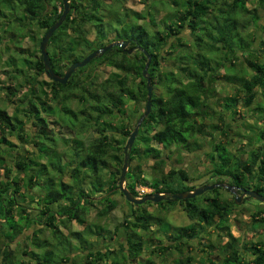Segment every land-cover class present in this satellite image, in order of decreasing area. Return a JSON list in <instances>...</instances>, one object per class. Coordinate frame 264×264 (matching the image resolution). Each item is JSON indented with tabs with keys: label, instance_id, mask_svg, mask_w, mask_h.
Instances as JSON below:
<instances>
[{
	"label": "trees",
	"instance_id": "16d2710c",
	"mask_svg": "<svg viewBox=\"0 0 264 264\" xmlns=\"http://www.w3.org/2000/svg\"><path fill=\"white\" fill-rule=\"evenodd\" d=\"M53 1L0 0V33L10 31L12 17L23 25L24 19L18 14V9L26 16V28L35 24L46 30L63 9L62 1L59 9ZM100 1L70 0L65 19L47 43L53 69L63 74L69 63L86 55H81V52L92 51L113 40L129 39L143 49L139 47L134 55H129L126 49L113 45L85 65L77 67L65 83L38 78L40 73H44L40 50L35 59L19 55L6 60L12 68L8 72L10 79H15L17 74L24 76L26 89L22 90V84L18 87L14 83L5 85V96L18 102L11 113L0 106V264H159L155 256L166 259L173 249L182 252L181 246H188V239L199 236L201 230L196 231L195 224L176 226L174 229L178 228L177 232L161 229L159 225L168 222L162 215L155 217L148 210L147 206L152 203L178 202L187 216L200 224H226L233 211L234 200L221 198V186H216L210 189L214 193L211 197L202 198L197 194L179 200L129 202L130 212L125 213L112 230L107 228V218L116 206L110 194L118 190L125 144V140L118 141L111 133L116 128L129 136L132 129L124 123L125 118L130 116L126 104L129 100H137L139 94L142 100H146V80L142 74L145 51L150 54L148 73L153 87L152 105L140 123L130 150L125 175V185L130 192L138 196V184L150 186L152 191L193 189L196 185L180 181L188 179L180 167H172L159 177L148 179L142 175L141 164L136 159L151 157L152 168L162 172L160 166L165 161L164 149L177 144L191 151L199 147V136H208L213 139L208 154L214 174L228 176V184L252 187L264 195V146L250 149L246 159H243L231 151L229 141L223 139L229 136L225 113L218 114L220 123L212 122L207 129L200 120L207 114L201 109L205 92L221 78L227 82H238L230 101L242 100L245 106L252 103L258 93L264 92V59H255L257 48L262 46L264 49V36L259 37L256 47L251 46L257 37L250 28V25L259 26L264 31V22L258 24L260 15L257 12L258 7L264 8V0H256L258 5L254 7L247 4L250 0H150L143 11L124 10V13L115 4L111 13L114 21L112 19L108 23L96 12ZM161 8H167V11L159 18L155 13ZM86 22H93L96 27V35L92 39L80 36L85 33L83 26ZM185 29L187 34H183ZM69 32L74 35L70 36ZM245 32L246 35L243 34ZM175 38L177 42H174ZM206 38L210 44L206 45ZM168 52H174L176 71H168L161 78V60ZM216 57L220 61H215ZM94 59L119 71L98 80L96 74L86 71ZM224 66L226 70L222 76L220 68ZM25 70H33L34 74ZM157 82L164 87L165 95L155 94ZM71 97L80 103L76 110L67 102ZM60 103L68 119H57ZM223 105L226 109L231 107L228 101ZM22 116L28 118L34 130L25 132ZM114 117L119 124L111 122ZM57 123L65 132L71 133L67 137L61 135L66 146L61 151L57 150L59 135L50 126ZM89 126H96L99 134L86 142L79 136ZM9 135L15 136L19 144L32 146V151L20 150L19 144L11 141ZM260 136L263 139L264 128L260 130ZM69 142L70 153L67 154L65 150ZM5 151L12 152L10 165L3 158ZM238 151L241 153L243 148ZM109 154L114 163L106 160ZM105 167L109 169V179L108 185L103 187L106 181L102 171ZM65 174L70 181L65 179ZM87 182L91 184L88 190ZM35 185L41 189L34 190ZM262 212L263 207H256L253 221L264 222V217L257 218ZM73 222L81 227L73 228ZM153 223H158L155 232L158 231L162 237L157 238V242H152ZM120 227H124L125 237L122 241L114 240ZM25 230H28L24 236L25 245L18 253L17 237ZM163 236L168 237L165 243L161 242ZM72 239L76 241L72 242ZM111 239L114 242L110 243ZM12 242L16 243L15 247L11 246ZM149 243L152 244L150 247ZM243 243L244 250L231 236L222 245L225 255L221 264H264V241L258 240L251 245ZM57 248L63 251L72 248L76 253L71 261L68 255L57 259ZM145 248H148L147 256L143 255ZM77 251L82 253L81 256L85 255L86 263L76 261L79 257ZM245 252L252 257H244ZM195 261L197 264L205 262L187 254L175 258L170 264H196ZM208 262L214 263L211 259Z\"/></svg>",
	"mask_w": 264,
	"mask_h": 264
},
{
	"label": "rangeland",
	"instance_id": "374dc122",
	"mask_svg": "<svg viewBox=\"0 0 264 264\" xmlns=\"http://www.w3.org/2000/svg\"><path fill=\"white\" fill-rule=\"evenodd\" d=\"M58 4V9L60 8V1L61 0H54ZM53 1V3H54ZM150 0H101L100 1V6L98 8L97 14L102 17V19L105 21V23H108L109 21L112 22V19L114 21V17L112 16L113 12V6L115 4L120 6V12L124 13V10H137V11H143L146 7V4ZM250 7H254L255 5L257 6L258 4L256 3V0H250L247 3ZM156 7V5H154ZM50 8V6L48 7ZM153 9V8H152ZM18 14L22 17L23 20V25H20V23L15 20L13 17L11 18V25L9 28V32H1V39H0V106H4L7 108V110L11 113L15 105L17 104L18 100L11 98L9 99L8 97L5 96L6 89L5 85L7 84H12L16 87L22 84L23 91L26 89L24 87V76L17 74L15 79H10L8 72H11V67L10 65L6 64V60L9 57H17L19 55H28L32 59H35L39 53V43L41 40V37L43 36L44 33V28H39L35 24L29 25L27 28L25 27V21H26V16L22 13L20 9L17 10ZM167 11V8L165 9H160L158 12L155 13L159 18L163 16ZM258 14L260 15V19L258 21V24H262L264 22V8L258 7L257 9ZM1 19V18H0ZM116 19V18H115ZM141 20H138L140 22ZM143 22V21H141ZM115 24V23H114ZM116 25V24H115ZM1 28V27H0ZM85 29V33H83L80 36H86L88 39H92L96 35V27L94 26L93 22H86L83 26ZM250 28L254 35L257 37V41L253 42L251 46L256 47L259 41L260 36H264V31L261 30L259 26H253L250 25ZM12 32H16L15 34ZM32 34L33 36L30 37L28 34ZM70 36H73V32H69ZM183 34H187V30L185 29L183 31ZM246 35V32L243 33ZM79 36V35H78ZM57 37V35H56ZM206 37V36H205ZM177 38L174 39V42H177ZM185 40V39H183ZM57 41V38L55 39ZM110 42V41H109ZM210 40L206 38V45L210 44ZM178 44V43H177ZM56 47V43L54 42L53 44ZM179 48H181L178 45ZM262 47V46H261ZM258 47L256 51V56L255 59H264V49L263 47ZM89 50H84L81 52V55H85L89 53ZM250 53V52H248ZM251 53H254L251 51ZM174 52H168V54L164 55V58L161 60L162 65H160V77L164 78V74L167 73L168 71H176V60L174 59ZM241 59V58H240ZM219 60V57H216L215 61ZM215 61H213L215 63ZM241 62V61H240ZM90 65V66H89ZM86 69V71H92V73L96 74L98 77V80L103 79L107 77L111 72L113 71H119L116 67H113L111 65H107L104 62H98L96 59H94L90 64H89ZM226 67L220 68V73L222 76H224ZM26 73L34 74L33 70H25ZM38 78H45L49 79L47 75L44 73H40L38 75ZM136 81H139V77H136ZM238 82H227L225 79L221 78V80L217 81L213 86H210V88L207 91V96L203 100V111H206L207 114L203 115L200 120L203 121L206 124V129L209 127L212 122H217L220 123V120L218 118L219 113H225L224 116L226 118V127H228V134L229 136H226L223 138L224 140H228V146L231 151H233L235 154L241 155L243 159H246L250 149H258L261 145L264 146V137L263 139L260 136V130L264 128V92L261 91V93H258L255 99L250 103L248 106H245L242 103V100L240 101H233L230 99L234 96L236 84ZM155 94H163L165 95L164 87L161 86L160 82L156 83V87L154 89ZM78 93V92H76ZM75 93V94H76ZM77 95V94H76ZM139 98L137 100H129L128 103L126 104V110L130 114L129 117L125 118L124 123L126 124L127 127H131L133 129L134 125L136 124L137 119L140 116V113L144 111V104L145 100H142V97L138 96ZM228 101L231 103V107L226 109L223 105V102ZM68 104L73 107L75 110L78 109L80 103L76 98L71 97L69 99ZM88 106V105H87ZM215 111V112H214ZM225 111V112H223ZM93 113V112H92ZM65 113L63 112L61 108V103L58 104L57 108V119H68V115H64ZM21 115V114H20ZM23 117V116H22ZM80 119H82V115L79 116ZM24 122H23V128L25 132L29 133V131L34 130V127L31 126V122L28 120L27 117H23ZM83 122V121H82ZM81 122V123H82ZM112 123L114 124H119V120L114 117L111 120ZM86 124H89V122H84ZM56 131L57 134L59 135V140H58V145H57V150L61 151L65 149V145L63 144L62 139L60 138L61 135L64 136H70L71 134L66 133L65 129L61 128L59 124H50ZM114 131L111 133L112 137L117 139L118 141L120 140H127L128 136H125L123 134L121 129H113ZM99 134V131H97L96 126H89L88 129L84 130L82 134H80V137L84 138L85 140L91 139L93 136H96ZM221 134L218 133V137H220ZM8 138L13 141L14 143L19 144L18 139L13 136L9 135ZM231 140V141H230ZM212 141L213 139L208 136H199L198 143L199 147L188 151L185 148H183L180 145H172L170 149H164L163 156L165 157V161L161 164V169L162 172H159L158 169H153L152 165L153 160L151 157H145L143 156L140 160L136 159L137 162L141 164V169L142 172L145 173L148 179H151L152 176L159 177L161 173H165L168 169L175 167L183 169L187 176V180H180L181 182H185L187 184H194V185H199L201 183H213V182H218V183H225L228 184V176L224 175H216L212 171V163L209 162V152L212 147ZM115 144H117V141H113ZM20 150L22 149H28L30 151L31 147L29 144L25 143H20ZM261 146V147H262ZM70 142L65 150V153L69 154L70 153ZM239 148H243V151L241 153L238 151ZM113 151V150H112ZM23 153H26L24 151H21ZM113 153V152H111ZM3 158L4 160L10 165L12 162V152L10 151H5L3 153ZM31 154V152L29 153ZM66 154V155H67ZM120 155V152H118ZM110 161L113 160L109 158ZM139 186V184H138ZM249 186H251V180L249 181ZM38 185L34 186V190H39ZM252 188V187H250ZM41 189V188H40ZM118 191H120L118 189ZM220 192V197L223 199H226L227 201H231V199L234 200V194L233 192L228 189V187L221 186L219 188ZM214 193L210 191V189L205 190L201 194H198L202 198L204 197H211ZM262 194V193H261ZM27 199H29V195L26 194ZM251 198L250 202L249 199ZM249 199H242L239 202L233 201L234 205L233 211L229 214L228 221L226 222V226L223 228H217L213 224L206 226L204 225L205 228H203V233L200 231V235L202 236L201 238L193 237L188 239V246L182 245V252H179L178 249H173L171 252H169L168 257L166 259L159 258L155 256V261L157 263L165 262L166 264H170L173 262L175 258L190 254L193 256L195 259L198 258L199 260L202 259L205 260V253L209 252V254H213V246H218L219 242L224 238L227 239L228 237H231L232 235H238L237 240L241 246V249H243L244 245V240L246 243H249L251 245L252 242H257L258 240H263L264 241V225L263 221H253L255 220L256 216H253V211L256 210V207H263L264 208V202H261L255 198L250 197ZM117 199L119 200L116 203L115 208L111 211L109 217H108V222H109V227L112 228L113 225L118 224L121 220L122 217L126 212L129 210V205L130 203L125 199V197L122 194L118 193ZM165 202V201H164ZM32 203V202H31ZM154 204V203H153ZM170 203L165 202L163 204H158L157 205H148V209H152L155 211V214L157 216L164 215L170 219V221L173 224L176 225H182L185 223H188L190 221L189 217L187 216L186 212L183 210L182 206L180 203L176 202L174 204L169 205ZM32 205V204H31ZM255 205V206H254ZM162 207V208H161ZM126 211V212H125ZM259 217H264V212H262L260 215L257 216ZM156 225H154V238H152V242H157V238H162L158 235V231L155 232L156 230ZM33 226V225H32ZM219 225L218 227H220ZM31 227V226H30ZM73 228H80L81 226L73 222L72 223ZM159 227L163 230L166 228L169 229L171 232L178 231L179 229L174 227H171L169 223H166L164 225L160 224ZM28 230H25L24 232H21L19 236L17 237V240H19L17 247L18 253H20L22 247L25 245L24 242V236L27 233ZM124 232L122 229L114 235L115 238L114 240L117 239L118 241H122ZM198 235V234H197ZM111 239L109 242H114V240ZM200 240V243L198 242ZM76 241L75 239H72V242ZM161 242L165 243L167 242V238L163 236V239ZM107 243V242H104ZM15 242L11 243L12 247H15ZM20 247L18 248V246ZM103 245V244H101ZM152 244H148L150 247ZM77 246V244L75 245ZM73 247V246H72ZM79 248V246H77ZM32 248V246H30ZM79 250V249H78ZM56 257L57 259L60 258V256L68 255V260L71 261L73 259V255H75L76 250L73 251L67 250L63 251L60 248H57L56 250ZM78 252V251H77ZM207 254V253H206ZM82 253L79 254L76 258V261H82L83 263H86V257L84 255L81 256ZM143 255H148V248H145L143 251ZM244 257H250V254L248 252L243 253ZM209 256V255H208ZM197 260V259H196ZM197 260V261H199ZM206 262L208 260H205Z\"/></svg>",
	"mask_w": 264,
	"mask_h": 264
},
{
	"label": "water",
	"instance_id": "95a60500",
	"mask_svg": "<svg viewBox=\"0 0 264 264\" xmlns=\"http://www.w3.org/2000/svg\"><path fill=\"white\" fill-rule=\"evenodd\" d=\"M62 1V6L63 9L57 18L56 21H54L43 33V36L41 37L40 43H39V50L40 54L42 55V61H43V66H44V72L47 75V77L51 80L58 81L60 83H65L70 74L79 66L85 65L88 61H90L92 58L97 56L98 54L106 51L108 48L112 47L113 45H118L122 48L125 47L127 44L128 40H113L102 47L96 48L89 53H87L83 58L80 60L72 61L71 63L68 64L67 68L63 72V74H58L53 67L51 66V61H50V55L47 50V43L50 38V36L53 34V32L59 27V25L63 22V20L66 17V14L69 11L70 8V0H61ZM141 49H143L140 45L138 46ZM131 49H128V52H130ZM145 51V50H144ZM146 55V62L144 64V67L142 69V74L145 78V85L147 89V95H146V100L144 104V111L143 113L139 116V118L136 121V124L134 125L133 129L129 133V136L124 144L123 148V158H122V166L119 174V180H118V189L120 192L123 194L125 199L130 202V203H135V204H140L145 202L146 200H150L153 202H158L162 199H167V200H179V199H184V198H190L193 197L197 194H201L205 190L212 189L216 186H225L230 189L233 194L239 190L241 193L236 194L234 196V201L239 202L242 200L243 196H245V199H249L250 197L255 198L261 202H264V195L261 194L259 191L253 188H247L244 186H236L232 184H225V183H218V182H213V183H201L197 186H195L191 190H182L178 192H169V191H151L147 192L143 195H140V197L133 195L130 190L126 187L125 185V175L129 166L130 162V150L132 147V144L134 142V139L136 137V134L138 132V128L140 126L141 121L144 119L145 116L148 115V113L151 110V95H152V84H151V78L150 74L148 73V65L150 62V54H148L147 51H145ZM203 109V107H202Z\"/></svg>",
	"mask_w": 264,
	"mask_h": 264
},
{
	"label": "crops",
	"instance_id": "0c3cea01",
	"mask_svg": "<svg viewBox=\"0 0 264 264\" xmlns=\"http://www.w3.org/2000/svg\"><path fill=\"white\" fill-rule=\"evenodd\" d=\"M58 124V123H57ZM60 126V125H59ZM61 127V126H60ZM62 129H63V127H61ZM84 131V130H83ZM82 131V132H83ZM82 132L80 133V134H82ZM67 133V132H66ZM69 134H71V133H69ZM71 136V135H70ZM80 137V136H79ZM61 138V137H60ZM81 139H83V141H88V140H92L93 138H94V136L91 138V139H88V140H85L84 138H82V137H80ZM123 151V150H122ZM109 158H111V159H113V157H111L110 156V154L109 155H107L106 156V160L109 162V163H114V159L113 160H111L110 161V159ZM111 169H112V167H111ZM109 169L107 168V167H105L104 169H103V171H102V173H103V175H104V179H105V181L106 182H104V184H103V187H106L107 185H108V179H109ZM142 175H145V173L144 172H142ZM65 176V179L66 180H68V181H70L71 179L68 177V174H65L64 175ZM146 176V175H145ZM147 177V176H146ZM139 187H144L146 190H145V193H147V192H151L152 191V188L150 187V186H147V185H141V184H139V186L137 185L136 186V189L138 190V188ZM86 188H87V190L88 189H90L91 188V184L89 183V182H87L86 183ZM29 191H31L30 189H29ZM118 193L119 194H122L120 191H118L117 189L116 190H114V192L112 193V194H110V197H111V199H113L114 201H116V203L119 201L118 199H117V196H118ZM139 193V192H138ZM144 193V194H145ZM123 195V194H122ZM143 195V194H142ZM151 205H157V207H159V205L158 204H151ZM170 206H171V204H169ZM172 207V206H171ZM115 208V207H114ZM113 208V209H114ZM162 208V207H161ZM112 209V210H113ZM130 209H131V205H129V210H128V212H126V214H128L129 212H130ZM149 211H151L153 214H154V216L155 217H157V215L155 214V211H153L152 209H148ZM164 218H165V221H167L168 223H170L171 224V226L172 227H176V226H179V227H182V226H187V225H190V224H195V228H196V231H199V230H201V232L203 231V228H205L204 227V224H200L197 220H195V219H191V218H189L190 219V221L188 222V223H185V224H182V225H176V224H173L171 221H170V219H168V217H166V216H164V215H162ZM124 217V216H123ZM123 217H122V219H123ZM154 219V221H155V218H153ZM107 222H108V218H107ZM109 223V222H108ZM153 224H155V223H153ZM116 225V224H115ZM224 226H226V225H221L220 227H218V226H216L217 228H223ZM113 227H114V225H113ZM113 227L112 228H110L109 227V225H107V228L108 229H113ZM77 229V228H76ZM120 229H122V231L124 232V227H120ZM120 229H119V231H120ZM118 231V232H119ZM203 233V232H202ZM233 237H235V238H237V236L238 235H232ZM125 237V232H124V235H123V238ZM202 236L200 235V232H199V236H198V238H201ZM168 238V237H167ZM228 240H230V237H228L227 239H222L220 242H219V245L218 246H213L212 245V249H213V254H209V252H206L205 253V260H209V259H211L212 261H214V263L213 264H221V261H222V259H223V256L225 255V253H224V251H223V249H222V245L223 244H226L227 243V241ZM183 242L185 241V240H182ZM103 242H106V241H103ZM198 242L200 243V240H198ZM244 242H246L245 240H244ZM249 243H247V245H248ZM183 245H185V244H183ZM209 255V256H208ZM145 256H147V255H145ZM252 257V255H250V257H248V258H251ZM197 260H199L198 258H196ZM195 263L197 264V262L195 261ZM204 264H209V262L207 261H205L204 262Z\"/></svg>",
	"mask_w": 264,
	"mask_h": 264
},
{
	"label": "flooded vegetation",
	"instance_id": "af4514ba",
	"mask_svg": "<svg viewBox=\"0 0 264 264\" xmlns=\"http://www.w3.org/2000/svg\"><path fill=\"white\" fill-rule=\"evenodd\" d=\"M126 40H128V42H127V44L125 45V47H124V49H126V51H127V53H129V55H134V53L136 52V50L137 49H139V45H137V44H132L131 43V41L132 40H129V39H126ZM133 40H134V38H133ZM128 49H131V51L130 52H128ZM207 96V91L205 92V95H204V98ZM201 109H202V107H201ZM203 110V109H202ZM248 188V187H247ZM239 193H241L239 190H237V192L234 194V196L236 195V194H239ZM242 199H245V196H243V198Z\"/></svg>",
	"mask_w": 264,
	"mask_h": 264
},
{
	"label": "built area",
	"instance_id": "2783aa9c",
	"mask_svg": "<svg viewBox=\"0 0 264 264\" xmlns=\"http://www.w3.org/2000/svg\"><path fill=\"white\" fill-rule=\"evenodd\" d=\"M145 190H146V189H145L144 187H139V188H138V192H139V195H138V196L144 194V193H145Z\"/></svg>",
	"mask_w": 264,
	"mask_h": 264
},
{
	"label": "clouds",
	"instance_id": "9594fccd",
	"mask_svg": "<svg viewBox=\"0 0 264 264\" xmlns=\"http://www.w3.org/2000/svg\"><path fill=\"white\" fill-rule=\"evenodd\" d=\"M138 197H140V196H138Z\"/></svg>",
	"mask_w": 264,
	"mask_h": 264
}]
</instances>
